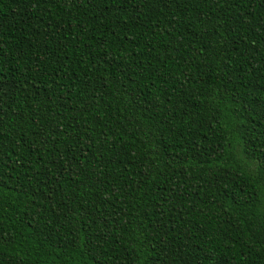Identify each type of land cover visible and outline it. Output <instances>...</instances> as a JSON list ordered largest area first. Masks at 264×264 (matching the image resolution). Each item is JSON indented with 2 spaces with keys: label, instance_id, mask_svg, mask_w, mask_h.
I'll return each instance as SVG.
<instances>
[{
  "label": "trees",
  "instance_id": "trees-1",
  "mask_svg": "<svg viewBox=\"0 0 264 264\" xmlns=\"http://www.w3.org/2000/svg\"><path fill=\"white\" fill-rule=\"evenodd\" d=\"M0 264H264V0H0Z\"/></svg>",
  "mask_w": 264,
  "mask_h": 264
}]
</instances>
